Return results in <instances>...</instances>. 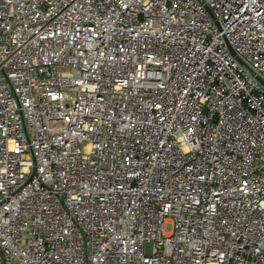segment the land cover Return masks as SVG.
I'll use <instances>...</instances> for the list:
<instances>
[{"label": "built area", "instance_id": "2783aa9c", "mask_svg": "<svg viewBox=\"0 0 264 264\" xmlns=\"http://www.w3.org/2000/svg\"><path fill=\"white\" fill-rule=\"evenodd\" d=\"M256 75L264 0H0V264H264Z\"/></svg>", "mask_w": 264, "mask_h": 264}, {"label": "rangeland", "instance_id": "374dc122", "mask_svg": "<svg viewBox=\"0 0 264 264\" xmlns=\"http://www.w3.org/2000/svg\"><path fill=\"white\" fill-rule=\"evenodd\" d=\"M172 228V224L170 222H167L164 227L165 233H170Z\"/></svg>", "mask_w": 264, "mask_h": 264}, {"label": "water", "instance_id": "95a60500", "mask_svg": "<svg viewBox=\"0 0 264 264\" xmlns=\"http://www.w3.org/2000/svg\"><path fill=\"white\" fill-rule=\"evenodd\" d=\"M256 76L264 83V80H262L259 75H256Z\"/></svg>", "mask_w": 264, "mask_h": 264}]
</instances>
